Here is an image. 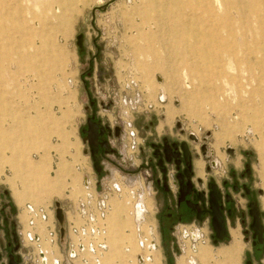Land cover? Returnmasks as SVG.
<instances>
[{"label": "rangeland", "instance_id": "rangeland-1", "mask_svg": "<svg viewBox=\"0 0 264 264\" xmlns=\"http://www.w3.org/2000/svg\"><path fill=\"white\" fill-rule=\"evenodd\" d=\"M187 1L178 0V7L159 6L161 12L167 8L164 19L150 12L148 21H142L146 15L138 0H0V226L5 225L11 242L20 220H26L20 213L27 203L71 207L87 194L86 177L93 181L92 191L100 192L104 183H124L126 174L147 179L149 172L155 194L146 198V220L135 223L132 187L124 184V194L111 201L110 250L99 263L104 264L115 249L118 256L112 264H138L140 241L150 237V228L161 237L166 218L169 192L164 186L172 163L165 150L175 145L180 152L185 145L191 156L183 153L180 164L187 167L188 161L197 170L192 182L207 202L205 210L215 185L228 230L239 229V246L232 253L218 251L233 245L231 233L217 245L209 244L211 257L231 261L222 257L214 264H264V95L243 81L233 86L238 62L226 74L224 86L214 81L216 54L243 42L234 32L239 25L222 10L213 18L203 14L196 20L184 18L180 4ZM191 1L194 5L201 0ZM199 47L208 52L201 59ZM93 116L108 132L113 149L98 163L101 172L86 134ZM131 119L145 141L137 158L123 165L119 152L125 140L115 135V127ZM192 132L198 142L190 140ZM213 160L221 162V171H208ZM27 161L42 168L50 195L43 193L49 187L30 174ZM10 165L17 168L18 177ZM225 165L234 173H223ZM164 175L166 182L158 190L156 182ZM142 181L135 190L143 188ZM23 182L30 184L31 192L25 191ZM198 197L197 215L207 225L198 218L194 222L212 228ZM169 198L174 207L172 195ZM254 207L263 227L261 239L252 229ZM118 213L123 215L122 228L114 220ZM173 243L171 236L151 253L153 258L160 251L162 264H176Z\"/></svg>", "mask_w": 264, "mask_h": 264}, {"label": "built area", "instance_id": "built-area-1", "mask_svg": "<svg viewBox=\"0 0 264 264\" xmlns=\"http://www.w3.org/2000/svg\"><path fill=\"white\" fill-rule=\"evenodd\" d=\"M162 102L163 99H161ZM179 126L181 124L179 122ZM183 130V129H182ZM115 135L123 137L125 143L123 150L119 152L122 164L137 158L141 145L145 138L142 137L140 129L134 119L126 120L123 124L115 127ZM192 142H198L196 133L189 135ZM203 150L205 145L201 146ZM165 150L168 163H172V169L167 171V182L171 190L181 188L182 193L199 196L203 204V212L207 202L200 197L194 189L192 172L187 161V167L180 164L179 158L184 153L190 158L188 148L183 145V150L177 152V147ZM174 152V153H173ZM172 155V158H170ZM162 164V160H159ZM190 167V168H189ZM222 168L221 162L213 160L208 164V171L214 172ZM221 171V170H220ZM225 173V171H223ZM113 174V173H111ZM114 175V174H113ZM146 177L127 175L124 183L120 181L104 183L100 192L94 189L91 178H84L83 185L88 191L85 197L80 198L73 206L66 207L60 202L45 207L33 203H27L21 210L20 216H25V222L20 220L19 228L14 234L12 245L14 252L9 255L2 264H99L101 259L109 252V227L108 218L112 212V199L115 196L124 194V184L131 186L135 198L132 215L136 217L137 224L140 225L146 220L149 213L146 206V198L155 194L152 175L147 172ZM115 179V177H112ZM143 179V181H142ZM143 184L142 189H136L138 184ZM202 183V179H198ZM207 198V197H206ZM203 212H200L202 215ZM205 213V212H204ZM198 222H203L198 216ZM208 224L210 223L207 219ZM201 223L178 224L173 232L174 248L179 257L185 256V264H202L199 261V250L202 246L212 244L217 245L220 241L212 228H205ZM162 248L161 237L157 235V230L150 228V237H144L140 241V252L136 255L138 264H151L153 262L152 252ZM127 251H130L127 249Z\"/></svg>", "mask_w": 264, "mask_h": 264}, {"label": "bare ground", "instance_id": "bare-ground-1", "mask_svg": "<svg viewBox=\"0 0 264 264\" xmlns=\"http://www.w3.org/2000/svg\"><path fill=\"white\" fill-rule=\"evenodd\" d=\"M177 1L178 0H174V2L172 0H138L139 6L143 7L146 15L145 18H141L142 21H148V15H151V13H157L162 19L166 18V15H168L166 12L167 8L161 12L159 6L165 5V7H168L174 5L178 7ZM191 3L192 1L188 0L186 3L180 4L185 7V9H183L184 18L188 16V18L191 17L190 19L196 20L200 17V14L208 18H213L217 16L218 11L222 10L225 14L232 15L233 20L239 25L238 29H234V32L242 38L243 42L237 44L228 52H218L216 54L217 66L213 72L215 75L214 81L220 82L222 86H224V84H226V74L232 68L233 64L238 62L239 65L236 64V66L240 67L238 69V76L232 83L233 86L237 87L239 83L243 81L246 86H251L254 92H259L264 95V0H233L232 2L201 0L199 2L200 5L199 3L194 5ZM177 10L182 11V9ZM220 48H224L223 45H220ZM205 51L207 50H203L199 47L197 49L198 58L208 53ZM241 53L244 54L242 57L240 56ZM242 64H245L244 68L241 67ZM13 155L14 153L12 157ZM7 163L11 164V162ZM10 167L14 172V177H18L17 168L14 165H10ZM27 167L32 176L49 187L42 168L36 165L33 166V164L28 161ZM23 185L27 193L31 192L30 184L23 182ZM50 191V187L49 189L43 188L44 194L50 195ZM133 217L137 224L135 215Z\"/></svg>", "mask_w": 264, "mask_h": 264}, {"label": "crops", "instance_id": "crops-1", "mask_svg": "<svg viewBox=\"0 0 264 264\" xmlns=\"http://www.w3.org/2000/svg\"><path fill=\"white\" fill-rule=\"evenodd\" d=\"M234 168L232 166H229V165H225L224 166V171H225V174L229 175V174H232L234 173ZM203 171L199 172L200 176H201V173ZM196 173H197V170H194L193 171V175L196 176ZM165 176V175H164ZM166 176L165 177H161V180L160 181H157L156 182V186H157V189L158 190H162V186H164L163 184L164 181L166 182ZM228 183L227 180H224L223 181V185H226ZM210 183H209V180L207 179V181L205 182V184L203 185L204 186V193H208ZM165 188H168V192L167 193V196H168V204H165L166 206V213H165V220H164V225L163 227L161 228V243H167L169 241V237L172 236V231L174 229V227L178 224H190L194 221L197 220L198 216V211L195 207V203H196V197L193 198L192 195L190 194H186V193H182L180 191H176V192H170V189L167 186H164ZM173 193V194H172ZM172 195L173 199H174V207L173 205L170 203V198L169 196ZM207 196V194H206ZM3 213V212H1ZM119 215V217H118ZM2 216V214H0V217ZM114 216V220H115V223L120 227L122 228V222H123V215L118 213V214H113ZM195 216V217H194ZM121 220V221H119ZM124 223V222H123ZM238 227L237 228H231V230H229V233H231V236L233 238V245L232 246H229V247H226V248H218V251L220 250H223V249H229L228 253H232L234 250V248H238L239 246V242H240V238H239V231H238ZM172 240V238H171ZM236 243V245H235ZM235 245V246H234ZM213 246L210 245V246H202L199 250V254H198V257H199V261L202 263V264H214V261L216 259H221L223 256H216L215 258L214 257H211L210 255L211 254H214L213 252ZM204 250V253L202 250ZM14 252V247L12 245V242L9 240V237L7 235V228L5 227V225H1L0 226V264H2L5 256L7 254H10L12 255V253ZM156 257L153 258L154 260V264H162L161 262V252L160 251H156ZM118 256V253L116 252L115 249H113V251L110 253V255H108V257L106 258L105 260V263L104 264H112L113 261H114V258H116ZM241 256L238 257V261L240 259ZM183 258H185V256H183L180 260V257L177 259V262L176 264H183V262L185 263L186 262V258L184 261ZM224 260L225 257H223ZM157 259H158V263H157ZM228 261V263H231V261L229 262V260H226ZM126 264H131V263H126Z\"/></svg>", "mask_w": 264, "mask_h": 264}, {"label": "water", "instance_id": "water-1", "mask_svg": "<svg viewBox=\"0 0 264 264\" xmlns=\"http://www.w3.org/2000/svg\"><path fill=\"white\" fill-rule=\"evenodd\" d=\"M79 42L82 40V36L78 38ZM90 131L92 134L96 133L98 129V124L95 122H92L91 119L88 120ZM89 144L92 148L96 147V142L94 139L91 138V136L88 137ZM96 168L100 170V167L98 166V162H96ZM211 192L209 194V204L210 207L205 210L206 213H208L211 217V226L214 230L216 237L223 241L229 236V230L224 214V207L221 205V196L217 192L216 186L213 185L211 188ZM251 215L254 217L252 229L255 231L256 236L261 239L262 237V224L260 222L259 212L256 207H254L253 210H251Z\"/></svg>", "mask_w": 264, "mask_h": 264}, {"label": "flooded vegetation", "instance_id": "flooded-vegetation-1", "mask_svg": "<svg viewBox=\"0 0 264 264\" xmlns=\"http://www.w3.org/2000/svg\"><path fill=\"white\" fill-rule=\"evenodd\" d=\"M89 119H91L92 122H95L98 124V129H97L96 133H94V134H92L90 131L89 122H88V125L86 128L87 139L89 136H91V138L94 139V141L96 142L95 148H92L89 144L90 154H91V157L94 160L95 166H96V162L101 164V158L102 157L107 158L108 153L112 152L113 149H112V145L110 143L109 137H108V132L105 130V128H103L99 125V122H98L96 116H93ZM88 142H89V140H88ZM99 167H100V170H98V168H97V170L99 172H101L103 167L102 166H99ZM181 258H180V260H181Z\"/></svg>", "mask_w": 264, "mask_h": 264}]
</instances>
